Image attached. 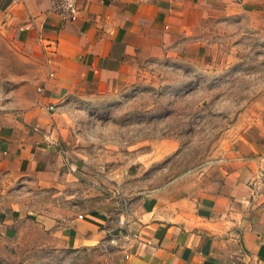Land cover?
Wrapping results in <instances>:
<instances>
[{
	"label": "rangeland",
	"instance_id": "374dc122",
	"mask_svg": "<svg viewBox=\"0 0 264 264\" xmlns=\"http://www.w3.org/2000/svg\"><path fill=\"white\" fill-rule=\"evenodd\" d=\"M9 2L0 0V116L20 120L9 112L31 100L40 84L30 79L41 67L18 53L6 30ZM189 41L198 48L185 50ZM55 112L56 140L74 171L69 193L0 175V264H111L138 228L145 197L186 196L237 148L264 145V24L242 14L207 19L177 42L176 54L145 65L117 94L71 97ZM62 210L101 212L108 231L67 248L39 221L52 214L64 224Z\"/></svg>",
	"mask_w": 264,
	"mask_h": 264
},
{
	"label": "crops",
	"instance_id": "0c3cea01",
	"mask_svg": "<svg viewBox=\"0 0 264 264\" xmlns=\"http://www.w3.org/2000/svg\"><path fill=\"white\" fill-rule=\"evenodd\" d=\"M56 2L10 0L4 11L18 53L41 68L30 79L40 84L31 100L9 112L20 120L0 116V175L32 178L39 189L64 196L74 171L56 140L61 104L117 94L145 65L176 54L177 42L193 38L207 19L242 14L264 24V0H81L76 21L58 15ZM252 141L220 160V170L192 193L173 201L145 197L138 228L123 237L111 264H264V145ZM57 217L39 221L67 248L102 240L110 224L98 211L62 210L64 224Z\"/></svg>",
	"mask_w": 264,
	"mask_h": 264
},
{
	"label": "built area",
	"instance_id": "2783aa9c",
	"mask_svg": "<svg viewBox=\"0 0 264 264\" xmlns=\"http://www.w3.org/2000/svg\"><path fill=\"white\" fill-rule=\"evenodd\" d=\"M55 11L63 19L68 21H76L79 12V5L81 0H56ZM236 2H241L242 0H235ZM39 91H41L39 89ZM49 113H53L54 106H49L47 108Z\"/></svg>",
	"mask_w": 264,
	"mask_h": 264
}]
</instances>
